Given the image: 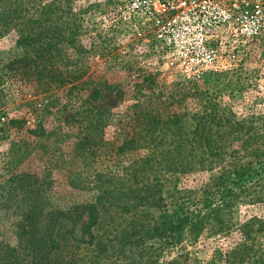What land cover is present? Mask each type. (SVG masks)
Returning a JSON list of instances; mask_svg holds the SVG:
<instances>
[{
	"label": "trees",
	"instance_id": "16d2710c",
	"mask_svg": "<svg viewBox=\"0 0 264 264\" xmlns=\"http://www.w3.org/2000/svg\"><path fill=\"white\" fill-rule=\"evenodd\" d=\"M80 1L0 0V39L12 43L2 75L33 81L45 95L54 84H80L86 73L82 61L109 54L106 36L95 44L99 33L90 36L88 50L83 48L85 10ZM101 42L107 44L101 48ZM137 87L128 88L138 94L132 131L116 147L112 168L94 169L88 179L68 182L93 191L91 202L55 208L46 194L48 176L17 170L22 156L15 152L22 147L29 155L30 143L8 142L10 158L4 164L10 172L0 173V213L7 212L13 242L0 239V264H157L160 253L183 241L210 251L203 262L193 259V264H264V218L240 224L229 250L222 252L214 239L232 232L235 204L264 203L262 134L252 135L251 120L235 116L206 91L193 94L199 106L192 115L193 128L185 131L176 115L162 119L145 109V95ZM99 92L93 87L92 98ZM93 113L87 110L81 120L73 119L86 134L74 147L82 160L96 153L92 146L104 127ZM21 120L9 119L5 130L0 128V140L21 130ZM258 122L256 129L264 128V119ZM224 162L198 189L172 184Z\"/></svg>",
	"mask_w": 264,
	"mask_h": 264
},
{
	"label": "rangeland",
	"instance_id": "374dc122",
	"mask_svg": "<svg viewBox=\"0 0 264 264\" xmlns=\"http://www.w3.org/2000/svg\"><path fill=\"white\" fill-rule=\"evenodd\" d=\"M125 2L126 0L80 1L81 9L85 10L84 34L81 35L83 48L88 50L90 36L99 33L100 39L97 38L95 44H99V40L106 36L108 44H100L101 48L107 44L105 47L109 54L93 60H89L88 55L81 65L86 73L75 88L68 84H54L45 95L40 94L39 85L33 81L24 82L18 75H2L5 70L1 66L12 55V43L9 39H0V105L4 109V115H0V128L5 130V123L9 119H22L21 130H11L6 133V139L0 140V173L1 176H6L7 168L10 172V166L4 164L10 158L7 152L8 142L19 140L30 143L29 155L23 152L22 147L15 152L16 157L22 156L18 160L17 170L38 176L47 175L49 185L46 194L55 208L64 210L72 205L92 201L93 191L72 188L68 186V182L88 179L94 169L112 168L116 161V147L132 131L130 117L136 103L134 97L138 94L134 96L130 93L128 88L131 85L138 84L137 88L145 95V109L152 110L153 114L162 119L170 114L176 115L179 125L185 131L193 128L192 115L199 106V100L193 94L206 91L212 94L214 101L229 108L235 116L251 120L253 129L250 133L262 134L260 140L264 141V128L256 129L259 126L258 120L264 119V45L252 47L247 56L237 55L228 69L220 73L198 81H188L158 59L143 32L137 33V26L133 22H127L123 13ZM235 84L236 90L232 89ZM93 87L100 90L99 95L94 98L91 96ZM87 110L98 114L104 127L100 137H96L94 141L95 146H92L96 153L91 158L82 160L76 156L74 147L86 134H83V126L73 122V119L81 120ZM25 130L36 132L32 135ZM225 162L211 171L180 176L172 184L198 189ZM6 214L7 212L0 213V239L12 243L13 236ZM253 217L264 218V203L235 204L231 209L232 232L224 237H215V246L222 252L233 247L237 242L236 228ZM209 254L210 251L203 250L200 246L197 249L193 243L183 241L160 253L157 264H193V259L203 262Z\"/></svg>",
	"mask_w": 264,
	"mask_h": 264
},
{
	"label": "built area",
	"instance_id": "2783aa9c",
	"mask_svg": "<svg viewBox=\"0 0 264 264\" xmlns=\"http://www.w3.org/2000/svg\"><path fill=\"white\" fill-rule=\"evenodd\" d=\"M123 13L158 59L188 81L220 73L264 45V0H126Z\"/></svg>",
	"mask_w": 264,
	"mask_h": 264
}]
</instances>
